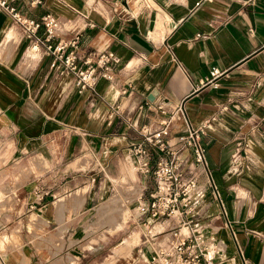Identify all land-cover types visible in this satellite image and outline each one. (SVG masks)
Here are the masks:
<instances>
[{
	"label": "crops",
	"instance_id": "obj_1",
	"mask_svg": "<svg viewBox=\"0 0 264 264\" xmlns=\"http://www.w3.org/2000/svg\"><path fill=\"white\" fill-rule=\"evenodd\" d=\"M15 5L34 18L53 14L59 26L50 41L76 38L77 63L87 57L94 64L100 52L116 58L108 61L111 78L99 76L92 89L77 91L72 74L50 67L42 47L31 52L19 25L0 10V171L12 164L39 168L23 179V203L40 210L31 215L32 225L43 226L47 195L42 193L49 191L34 183L88 184L101 172L112 185L135 184L128 146L140 139L141 124L165 125L169 142L186 124L201 126L206 159L194 172L201 184L217 186L225 210L222 216L208 190L197 200L206 232L222 247L216 262L264 264V0H39L34 5L17 0ZM212 65L225 71L218 85L197 86ZM235 150L242 155L237 166L231 158ZM3 188L0 206H11V188ZM70 191L53 201L54 234L71 228L66 210L81 209H64L69 200H82L85 189ZM82 234L69 245L82 248ZM137 236L119 241L122 253ZM45 237L40 239L48 242ZM57 238L65 242L57 236L53 244ZM2 255L0 264H8V257L16 264L14 255L5 260ZM146 262L140 257L136 264Z\"/></svg>",
	"mask_w": 264,
	"mask_h": 264
},
{
	"label": "built area",
	"instance_id": "obj_2",
	"mask_svg": "<svg viewBox=\"0 0 264 264\" xmlns=\"http://www.w3.org/2000/svg\"><path fill=\"white\" fill-rule=\"evenodd\" d=\"M16 1L0 0V10L19 25L31 52L35 53L42 47L43 52L50 55V67L58 73L72 74L77 91L92 89L99 76L111 78L108 61L116 60L115 57L100 52L94 64L87 57L77 63L76 38L50 41L59 26L56 17L50 12L38 18L25 15L16 7ZM27 1L30 5L39 2ZM67 45L71 48L66 50ZM224 73V70L212 65L196 85L217 86V78ZM138 129L140 139L128 146L133 156L131 167L135 172L148 175L152 185L146 188V197H142L145 187L141 185L140 193L133 200L134 217L131 219L138 236L130 246V249L135 248V256L130 261L136 264L143 257L147 260L146 264H217L216 258L222 247L213 235L206 232V223L196 206L197 200L208 190L210 196L219 202L220 214L225 216L217 186L212 182L201 184L194 172L195 166H204L206 159L205 148L200 142L201 126L186 124L184 131L177 133L172 142L166 137L165 125L150 127L141 124ZM241 157L239 150H235L231 156L235 166L240 163ZM38 199H41L40 195ZM238 255L243 261L240 251Z\"/></svg>",
	"mask_w": 264,
	"mask_h": 264
},
{
	"label": "rangeland",
	"instance_id": "obj_3",
	"mask_svg": "<svg viewBox=\"0 0 264 264\" xmlns=\"http://www.w3.org/2000/svg\"><path fill=\"white\" fill-rule=\"evenodd\" d=\"M111 169L114 170V167ZM128 169L131 170L137 180L135 184L114 183L112 185L108 178L106 179L100 175L101 172L95 176L92 183L89 182L88 184L86 182H77L78 179L75 181L58 182L57 184L51 181L34 183V186L39 191L49 190L46 193H42L43 195H47L45 199L47 203L45 204L43 214L40 215L45 222L41 223L43 226L39 229L32 225L31 215L36 212L39 213L40 210L29 206V201L26 204L23 203L25 199L23 196L26 195V192L23 190V179L28 175L29 171L39 172V168L34 166L27 168L12 164L11 167L1 170L0 198H3L6 193L3 187L8 186L11 188L10 195L13 201L11 206H0V256L3 254L2 256L5 260L9 254H12L15 256L16 264H40L38 261H41V264H132L130 258L135 256V248L125 250L122 253L121 249L124 248L119 243L125 238L126 240L128 239V233L137 234V230L134 229L131 219L134 217V211L132 210L134 205L133 200L140 193L141 185L145 187L142 197H146V188L152 185V181L148 175L143 181L131 166H128ZM8 175L13 179L8 180ZM112 175H115V173ZM4 177L6 178L3 179ZM56 178L59 179L60 176H56ZM57 185H60V187ZM62 187L65 188L61 190ZM80 188L85 189L82 200H78L77 202L69 200L64 208L66 209L67 206L73 209L81 207L77 214L71 212L70 209L65 212V220L68 221V224L71 223V228H68L64 234L63 231L54 234L53 231L56 228L53 229L51 217L53 201L58 196L70 194L71 189L76 190ZM48 192H53V195L48 194ZM130 202L131 204H129ZM32 203L34 204V202ZM123 209H126V211ZM123 211L127 212L128 216L125 225L117 226V224L112 223L113 221L116 223V218ZM30 212L32 213L30 214ZM63 220V215H60L56 221L61 226L64 224ZM44 224H47V227H44ZM109 224L110 226L107 230L106 228ZM81 234L82 241H79L81 242L79 245L83 247L80 248L77 244L70 246L69 240L78 239L81 237ZM44 236H47L45 238L48 239L49 243L40 239V237ZM57 236L63 238L68 243L64 242L61 245L62 240L57 238L59 242L56 243L54 241V245L53 239ZM28 240L32 242L36 250V253L32 254L33 256L31 255L33 246H30ZM55 246L58 248H55ZM50 251H54L56 255L50 257ZM55 257L57 259H54ZM52 259L54 261L51 262ZM7 263L14 264L13 257H8Z\"/></svg>",
	"mask_w": 264,
	"mask_h": 264
},
{
	"label": "bare ground",
	"instance_id": "obj_4",
	"mask_svg": "<svg viewBox=\"0 0 264 264\" xmlns=\"http://www.w3.org/2000/svg\"><path fill=\"white\" fill-rule=\"evenodd\" d=\"M34 217V216H33ZM116 217V216H115ZM35 218V217H34ZM128 216H127V212L123 211L117 218H116V223L113 221H111L114 224H117V226L119 225H123L125 223V221L127 220ZM118 219V220H117Z\"/></svg>",
	"mask_w": 264,
	"mask_h": 264
}]
</instances>
